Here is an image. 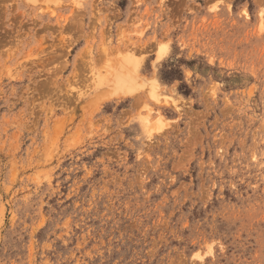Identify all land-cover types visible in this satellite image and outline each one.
I'll list each match as a JSON object with an SVG mask.
<instances>
[{
    "label": "rangeland",
    "instance_id": "rangeland-1",
    "mask_svg": "<svg viewBox=\"0 0 264 264\" xmlns=\"http://www.w3.org/2000/svg\"><path fill=\"white\" fill-rule=\"evenodd\" d=\"M0 264H264V0H0Z\"/></svg>",
    "mask_w": 264,
    "mask_h": 264
}]
</instances>
